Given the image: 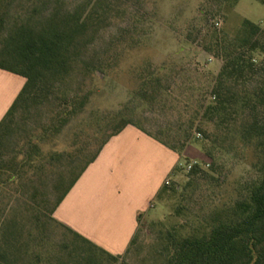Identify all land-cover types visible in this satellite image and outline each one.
<instances>
[{
	"label": "trees",
	"instance_id": "trees-1",
	"mask_svg": "<svg viewBox=\"0 0 264 264\" xmlns=\"http://www.w3.org/2000/svg\"><path fill=\"white\" fill-rule=\"evenodd\" d=\"M1 1L0 68L25 81L0 120V264H38L41 256L35 250L40 244L30 237L32 228L48 220L62 224L53 216L56 206L107 139L127 124L142 127L121 118L53 202L39 192L35 182L36 171L43 168L36 158L39 138L11 149L7 155L14 113L20 106L48 100L80 69L79 62L84 71L100 68L80 61V56L108 21L112 9L108 0H79L73 8L65 0ZM203 46L221 60L194 112L199 122L195 130L209 160L207 168L192 165L182 187L164 184L156 195L159 200L164 193L176 194L170 214L187 213L189 217L185 223L169 226L157 220L160 264H264V28L244 19L232 36L211 31ZM150 82L148 75L139 90L142 98ZM74 97L63 96L62 104L74 107ZM187 138L185 134L184 141ZM184 144L168 146L181 154ZM248 151L253 157L248 176L233 181L235 194L226 197L224 183L229 169L247 159ZM19 197L25 198L21 206ZM62 225L71 233L75 250L63 252L61 264H99L101 256L118 257ZM25 232L28 237L23 240ZM135 234L127 248L135 241Z\"/></svg>",
	"mask_w": 264,
	"mask_h": 264
},
{
	"label": "rangeland",
	"instance_id": "rangeland-1",
	"mask_svg": "<svg viewBox=\"0 0 264 264\" xmlns=\"http://www.w3.org/2000/svg\"><path fill=\"white\" fill-rule=\"evenodd\" d=\"M78 1L65 0L69 8ZM108 2L112 9L108 21L80 56V61L100 68L84 71L79 62L80 69L60 84L63 88L46 101L18 107L13 116L7 155L11 149L25 147L30 139L39 138L36 158L43 168L36 171L35 182L39 192L51 202L121 118L138 124L170 146L179 148L185 143V155L169 180L170 185L185 184V165L193 159L207 168L209 159L201 149L203 140L195 130L199 122L194 112L221 60L204 49V39L213 30L232 36L244 19L264 28V3L259 0ZM13 11L14 7L10 13ZM148 75L151 82L145 86L147 95L142 98L139 90ZM65 95L71 100L77 97L74 107L72 103L62 104ZM190 124L193 126L187 130ZM185 134L188 138L184 141ZM252 159L248 151L247 159L229 169L224 183L226 197L235 194L233 181L248 176ZM24 199H17L20 206ZM176 202V194H162L140 220L135 241L127 250L116 259L101 256L99 264H160L157 220L169 226L185 223L189 218L187 213L170 214ZM27 235L25 232L22 239H27ZM30 237L40 244L35 250L41 256L38 264H61L62 253L75 250L71 233L56 221L48 220L32 228ZM63 243L68 246L64 248ZM78 245L84 247L81 242Z\"/></svg>",
	"mask_w": 264,
	"mask_h": 264
},
{
	"label": "crops",
	"instance_id": "crops-1",
	"mask_svg": "<svg viewBox=\"0 0 264 264\" xmlns=\"http://www.w3.org/2000/svg\"><path fill=\"white\" fill-rule=\"evenodd\" d=\"M0 68V120L24 84ZM185 150L127 124L110 136L56 206L54 217L109 254L122 255Z\"/></svg>",
	"mask_w": 264,
	"mask_h": 264
},
{
	"label": "built area",
	"instance_id": "built-area-1",
	"mask_svg": "<svg viewBox=\"0 0 264 264\" xmlns=\"http://www.w3.org/2000/svg\"><path fill=\"white\" fill-rule=\"evenodd\" d=\"M197 163H198L197 160H195V159L191 160L189 163H187L185 165L186 166V169L188 170L192 165L197 164ZM180 164H181V162L178 165H180ZM164 184L165 185H168L169 184V180H165L164 181Z\"/></svg>",
	"mask_w": 264,
	"mask_h": 264
}]
</instances>
